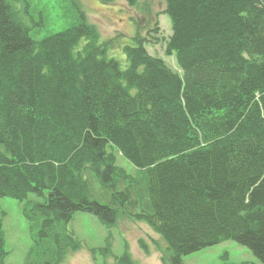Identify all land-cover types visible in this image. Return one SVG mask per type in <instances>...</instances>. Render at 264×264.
Wrapping results in <instances>:
<instances>
[{
	"label": "trees",
	"instance_id": "obj_1",
	"mask_svg": "<svg viewBox=\"0 0 264 264\" xmlns=\"http://www.w3.org/2000/svg\"><path fill=\"white\" fill-rule=\"evenodd\" d=\"M163 1L178 72L148 54L140 29L122 69L83 14L34 39L29 0H0V199L22 205L23 264L79 250L76 212L108 229L143 222L168 264L225 241L264 264V0Z\"/></svg>",
	"mask_w": 264,
	"mask_h": 264
},
{
	"label": "rangeland",
	"instance_id": "obj_2",
	"mask_svg": "<svg viewBox=\"0 0 264 264\" xmlns=\"http://www.w3.org/2000/svg\"><path fill=\"white\" fill-rule=\"evenodd\" d=\"M16 6L21 9L22 3H17ZM29 7L27 12L37 23L31 30L34 39H41L47 34L71 26L80 21L81 13L87 22L96 27L100 42L113 40L112 46L107 50V57L117 60L122 69L127 67L123 47L133 43V37L140 29L143 36L154 41L146 44L148 54L162 59L169 68L178 72L175 58L165 55L171 27L168 17L162 13L163 0H139L135 6H129L123 0H114L108 4L101 0H29ZM26 16L24 14L27 19ZM117 164L127 172H132V167L123 159L117 158ZM27 200L43 202V198L34 195H28ZM21 206L14 199H0V221L7 252L4 264H23L30 247ZM69 229L81 248L70 252L62 264H116V258L125 253L130 255L134 264H168L170 254L166 244L143 222L119 217L116 226L108 229L94 216L76 212ZM89 249H95L96 252L92 254ZM99 249H109V252H100ZM182 264L260 262L246 247L233 241H225L184 256Z\"/></svg>",
	"mask_w": 264,
	"mask_h": 264
}]
</instances>
